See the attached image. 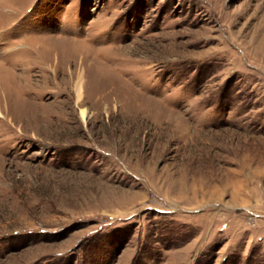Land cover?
<instances>
[{
	"label": "rangeland",
	"instance_id": "rangeland-1",
	"mask_svg": "<svg viewBox=\"0 0 264 264\" xmlns=\"http://www.w3.org/2000/svg\"><path fill=\"white\" fill-rule=\"evenodd\" d=\"M0 110V264H264V0H0Z\"/></svg>",
	"mask_w": 264,
	"mask_h": 264
},
{
	"label": "bare ground",
	"instance_id": "bare-ground-1",
	"mask_svg": "<svg viewBox=\"0 0 264 264\" xmlns=\"http://www.w3.org/2000/svg\"><path fill=\"white\" fill-rule=\"evenodd\" d=\"M76 80V78H75ZM63 83V82H62ZM69 83V82H68ZM73 85V84H72ZM71 86V85H70ZM68 87V86H67ZM76 92H77V96L79 99L82 98V95L85 91V88H86V84H85V79H84V76L82 74H79L78 75V78L76 80V83H75V86H74ZM85 110L83 111V115H85ZM0 113L3 114V112H1L0 110Z\"/></svg>",
	"mask_w": 264,
	"mask_h": 264
}]
</instances>
